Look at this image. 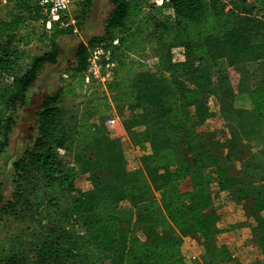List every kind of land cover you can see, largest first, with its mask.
<instances>
[{"label": "trees", "instance_id": "16d2710c", "mask_svg": "<svg viewBox=\"0 0 264 264\" xmlns=\"http://www.w3.org/2000/svg\"><path fill=\"white\" fill-rule=\"evenodd\" d=\"M153 1L114 0L106 36L79 49L70 78L83 88L91 48L120 39L113 47L116 76L93 88L104 87L105 94L88 100V115H68L63 87L37 111L31 144L13 163L12 200L4 201L0 181V212L16 216L18 207L30 203V216L42 230L27 227L1 239L0 264H187L184 238L218 233L223 192L250 201L248 214L261 231L253 240L264 255V83L250 90L251 108L239 107L229 72L264 59V0H174V15ZM5 6L0 155L11 143L14 111L25 104L42 67L57 63L58 39L73 31L59 22L47 29V16L35 0H10ZM34 41L47 51L30 57ZM177 47L184 48L185 60L174 59ZM150 50L157 60L149 67L141 62ZM211 97L225 124L220 138H205ZM113 106L129 111L126 132L142 128L134 133V145L137 138L150 144L138 172L126 168L121 140L90 122L104 121ZM175 140L196 149L187 163H176ZM68 146L73 153L63 156L60 149ZM82 175L90 188L77 186ZM257 176L260 186L248 190ZM62 199L69 203L63 209ZM124 201L136 223L159 225L149 241L122 224ZM173 229L178 233L169 237ZM207 253L203 264H256L243 262L226 244L207 247Z\"/></svg>", "mask_w": 264, "mask_h": 264}, {"label": "rangeland", "instance_id": "374dc122", "mask_svg": "<svg viewBox=\"0 0 264 264\" xmlns=\"http://www.w3.org/2000/svg\"><path fill=\"white\" fill-rule=\"evenodd\" d=\"M88 1V0H87ZM252 1V0H249ZM114 8V0H91L90 6L81 10V0H75L73 3V11L76 10L80 13V19L77 24L78 31H69L66 35L58 39L60 44V54L58 61L55 64H45L37 78V81L26 93L25 104L18 107L14 111L16 118V125L11 134V143L8 149L0 155V181L3 185L4 201L13 199L15 191L14 183V169L13 163L22 152L31 144V136L33 135L36 127V113L41 108L43 101L58 88L63 87L64 90V105L68 110V115H75L80 118L83 115H88V100L91 97L96 99L105 94V88L99 87L92 92L93 89H87L85 85L81 88V84L77 83L70 78V71L78 62L77 53L82 45H88L93 38H104L106 36V27L108 18ZM6 6L0 3V16H3ZM108 39H103V42ZM47 51L44 43L34 41L28 48L30 57L43 54ZM174 54V53H173ZM178 57L177 52L174 54ZM157 58L154 57L153 51H148L141 63L151 66L156 62ZM232 77V83L236 90V105L239 107L251 108L252 103L250 100L249 92L255 86L264 83V59L260 61L246 62L238 64L229 69ZM67 74V76H64ZM92 93V94H91ZM211 116L205 125L206 133L205 138H220L225 135L226 129L224 120L220 114L218 101L211 97L210 99ZM118 114L121 121L125 122L128 119L129 111L125 108L120 109L112 108L108 116ZM90 122L100 126L104 132L109 133L111 137L121 140L127 157L126 168L131 172H138L142 168L141 156L150 152V144L148 139L137 138L138 145H134V133L142 130V128H134L132 131H127L125 128L116 127L109 129L106 127L102 119L91 118ZM175 150V159L177 164L187 163L189 158L196 151L195 148H187L178 140L173 142ZM73 148L60 149L63 156L69 157L73 153ZM90 151H88L89 153ZM79 188L88 189L91 183L85 176H80L77 180ZM260 186L259 177H255L248 190L251 191L254 187ZM152 196L156 197L157 193L152 192ZM33 199L47 198V195L32 196ZM222 208H219L220 219L218 221L221 225L218 233L210 238H205L200 235H189L184 238V255L187 264H203L208 258L207 247L213 248L217 244H226L231 251L235 254L243 256V262L264 264V255L254 243L253 238L261 233L255 231L253 222L254 218L251 217L248 210L250 201L241 199L235 201L231 198L228 192L222 193ZM61 209L68 206V201L61 200ZM29 204H24L18 207L21 211L20 214H10L0 212V240L18 232L21 229L30 227L33 230H42V226H35L32 220V213L29 212ZM124 218L122 224L134 229L135 233L142 239L149 241L150 237L159 231L158 224H138L134 221V213L126 211L128 208L127 202L122 203ZM141 211H144L143 209ZM241 219H244L246 224L243 227L236 229ZM178 233L177 229L168 232L169 237H173ZM223 234V236H222ZM248 236L241 238L243 236ZM250 241L247 238H250ZM227 241V242H224ZM208 245V246H207ZM196 256V258H193Z\"/></svg>", "mask_w": 264, "mask_h": 264}, {"label": "built area", "instance_id": "2783aa9c", "mask_svg": "<svg viewBox=\"0 0 264 264\" xmlns=\"http://www.w3.org/2000/svg\"><path fill=\"white\" fill-rule=\"evenodd\" d=\"M43 9L47 16L46 28L51 29L54 22H59L62 27L73 26V31L77 32V24L80 19V13L73 11L75 0H35ZM174 0H154L157 7H164L166 12L174 15L172 3ZM10 0H0L2 5H7ZM87 0H81V10L87 8ZM120 44V39L114 38L111 45L107 47L104 43L97 44L91 48L87 59V68L83 73V80L87 87L93 89L97 86H106L116 76L118 62L114 57L113 47ZM67 76V74H64ZM104 123L107 128H124L121 118L118 114L108 116ZM196 258V256H193Z\"/></svg>", "mask_w": 264, "mask_h": 264}, {"label": "crops", "instance_id": "0c3cea01", "mask_svg": "<svg viewBox=\"0 0 264 264\" xmlns=\"http://www.w3.org/2000/svg\"><path fill=\"white\" fill-rule=\"evenodd\" d=\"M177 52V54H178V57L176 58V56L174 55V59L176 60V61H183V60H185V54H184V48L183 47H177V48H174V50H173V53L175 54ZM245 222V220L244 219H241V221L239 222V225H236V229H238L239 227H243L244 226V224H246V223H244ZM253 222H255L254 220H253ZM219 227L221 228V225L219 224ZM222 236H223V234H222ZM244 237H248V236H243V237H241V238H244ZM252 237H250V238H247V240H249L250 241V239H251ZM224 242H227V241H224Z\"/></svg>", "mask_w": 264, "mask_h": 264}]
</instances>
